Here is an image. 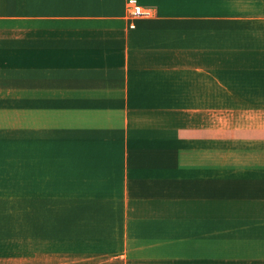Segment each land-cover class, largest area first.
Segmentation results:
<instances>
[{
	"label": "crops",
	"instance_id": "0c3cea01",
	"mask_svg": "<svg viewBox=\"0 0 264 264\" xmlns=\"http://www.w3.org/2000/svg\"><path fill=\"white\" fill-rule=\"evenodd\" d=\"M127 1L0 0V264H264V0Z\"/></svg>",
	"mask_w": 264,
	"mask_h": 264
},
{
	"label": "built area",
	"instance_id": "2783aa9c",
	"mask_svg": "<svg viewBox=\"0 0 264 264\" xmlns=\"http://www.w3.org/2000/svg\"><path fill=\"white\" fill-rule=\"evenodd\" d=\"M126 8L127 18L133 22L139 19H146L154 16V11L151 8L143 7L137 0H128ZM131 28H135L134 23L131 24Z\"/></svg>",
	"mask_w": 264,
	"mask_h": 264
}]
</instances>
